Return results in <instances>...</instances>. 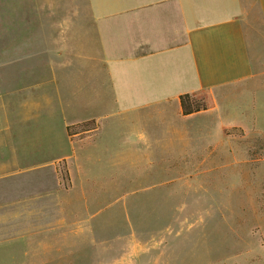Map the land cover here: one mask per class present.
I'll list each match as a JSON object with an SVG mask.
<instances>
[{"label":"rangeland","instance_id":"obj_1","mask_svg":"<svg viewBox=\"0 0 264 264\" xmlns=\"http://www.w3.org/2000/svg\"><path fill=\"white\" fill-rule=\"evenodd\" d=\"M17 2L0 0V22L3 15H19ZM26 6L33 15L29 1ZM3 46L1 39L0 50ZM1 65L0 128L8 126L4 115L10 113L20 141L34 151L43 142L45 152H29L38 155L33 161L45 153L55 158L71 152L60 115L66 113L71 123L104 111L84 107L88 75L82 72H51L35 63ZM257 82L218 94L214 116L193 125L201 131L189 137L187 125L171 127L163 139L173 141L149 153L126 151L120 133L107 127L91 148L93 161L84 162L87 151L76 144L86 176L74 166L71 189L67 161L56 162L61 190L57 208L51 205L56 216L42 231L39 207L28 200L26 235L19 239L12 231V243H0V264H264V86L255 88ZM40 112L52 115L46 121L54 123L51 128L35 120ZM17 113L34 116L26 132ZM234 123L246 128L229 136L223 128ZM176 137H185V143ZM20 141L13 143L10 132L0 136V145H14L15 164ZM74 141L81 143V137ZM30 164L19 170L29 171ZM86 177L91 184L85 188ZM67 188L71 191L63 192Z\"/></svg>","mask_w":264,"mask_h":264},{"label":"crops","instance_id":"obj_2","mask_svg":"<svg viewBox=\"0 0 264 264\" xmlns=\"http://www.w3.org/2000/svg\"><path fill=\"white\" fill-rule=\"evenodd\" d=\"M28 1L33 15L28 12ZM17 3L19 15H3L0 22L3 25L0 40L4 43L0 65L35 63L51 72H82L88 75L81 92L84 107L95 105L104 111L99 116L71 123L66 113L60 115L58 119L63 121L61 129L72 146L71 152L59 157L53 153L55 158L44 156L45 153L35 161L30 157L38 155L29 152H45L44 143L40 141L32 150L26 141H20V133L10 123V113L4 115L8 126L0 128V136L10 132L13 143L20 141L22 153L18 154V163H12L14 145H0L2 244L12 243V231L19 233V239L26 235L28 200L39 207L36 214L44 226L41 230L49 228L61 192L56 162L67 161L73 189L72 168L77 165L80 173L82 169L84 173L81 161H93L89 160V153L103 137L105 127L113 135L116 131L120 133L126 151L149 153L173 141L163 139L170 134L171 127L187 125L185 133L189 137L201 131L193 125L198 118L214 116L219 109L218 94L227 96L254 80L258 81L255 88L264 86V0H18ZM56 82L59 89L57 75ZM204 89L211 92L215 108L182 116L179 97ZM171 108L173 114L168 111ZM15 118L26 132L34 116L17 113ZM49 119L52 120V115L35 114L39 124L51 128L54 123L46 122ZM91 120L99 126L76 134L74 138L81 137V143L68 136V126ZM230 127L246 128L237 123ZM180 140L185 143V137ZM76 144H83V150L87 151L83 160L82 154L76 153L79 149ZM127 160L136 162L133 157ZM28 162L32 166L29 171L19 170ZM82 182L85 188L91 184L88 178ZM67 189L63 192L71 191Z\"/></svg>","mask_w":264,"mask_h":264},{"label":"trees","instance_id":"obj_3","mask_svg":"<svg viewBox=\"0 0 264 264\" xmlns=\"http://www.w3.org/2000/svg\"><path fill=\"white\" fill-rule=\"evenodd\" d=\"M179 102L181 107L180 114L184 117L203 111L212 110L216 106L211 92L207 89L200 90L194 93L183 94L179 97ZM98 126L99 125L94 120L78 123L75 125L68 126L67 134L72 140H74V136L76 134L82 135L83 132L94 130L98 128ZM223 131L229 136L235 135L238 132H243L242 128L239 127H224ZM62 175L63 178L66 180L68 187L70 185L69 175L65 171L64 173H62Z\"/></svg>","mask_w":264,"mask_h":264}]
</instances>
